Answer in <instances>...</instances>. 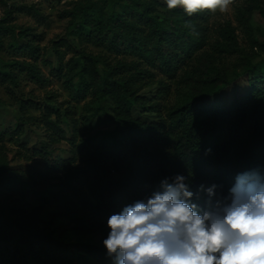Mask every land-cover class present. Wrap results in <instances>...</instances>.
Instances as JSON below:
<instances>
[{"label":"trees","instance_id":"trees-1","mask_svg":"<svg viewBox=\"0 0 264 264\" xmlns=\"http://www.w3.org/2000/svg\"><path fill=\"white\" fill-rule=\"evenodd\" d=\"M110 1L113 2L110 11L87 0L70 12L76 20L78 34L109 52L129 54L138 60H118L114 65L107 64L108 68L102 72L98 58L82 51L80 69L75 72L72 68L67 82L74 97L84 98L92 92L111 100L114 116L104 111L102 114L114 123L112 140H83L80 147L88 162L87 170L73 175L69 183L58 177L52 189L39 192L42 201L55 206L45 212L26 201L22 178H28L33 185L39 179L54 177L53 174L13 166L2 154V144L0 264H114L103 245L110 231L108 218L136 200H146L159 189L161 180L177 174L189 177V190L199 196L193 202L203 208L208 197L200 190L201 185L205 189L218 185V192L227 196L238 174L256 170L264 175V59L254 63L245 55L242 70L232 78L214 66L203 64L199 71L207 75L194 78L196 84L187 97L168 110L158 123L141 121L133 115V109L140 103L137 83L148 70L139 67L138 62L144 61L175 77L203 47L205 22L211 13L189 16L182 8L169 10L165 0ZM255 7L264 13V8L257 4ZM251 10L252 7L238 10L244 24L249 23ZM6 21L0 20V47L4 45L3 34H9L13 39L10 47H26L31 55L36 54L38 46L28 38L29 29H19ZM186 22L196 25L198 36L190 33ZM222 35L227 42L217 44L220 50L237 51V37L230 24L222 30ZM17 63L20 70L26 69L42 79L35 64ZM76 76L78 82L74 84ZM242 77L246 83L244 90L231 101H223V94ZM17 78L13 71H5L0 65V82L9 80L17 84ZM24 107L21 103V110ZM51 124L57 128L55 123ZM49 159L52 168L66 167L67 161L60 156ZM130 162L129 179L120 182L118 187L104 183L112 167L122 168ZM57 217L70 219L79 233H99L100 243L58 239L51 228Z\"/></svg>","mask_w":264,"mask_h":264},{"label":"rangeland","instance_id":"rangeland-1","mask_svg":"<svg viewBox=\"0 0 264 264\" xmlns=\"http://www.w3.org/2000/svg\"><path fill=\"white\" fill-rule=\"evenodd\" d=\"M93 1L105 6L107 11L111 10L113 4L110 0L106 3L103 0ZM86 2L87 0H0V20H7L6 23L19 29H29L28 38L38 46L36 54L31 55L26 47H10L9 43L13 39L9 34H3L0 65L5 71H13L18 78L17 84L9 80L0 82V147L3 144L2 154L8 157L13 166L33 172L51 171L53 174L54 177L50 176L45 181L39 179L33 185L28 178H22L21 187L26 201L33 207L41 208L42 212L51 211L55 206L52 202L42 201L38 196L39 192L52 189L58 177L69 183L73 175L87 170L88 162L80 147L83 140H112L114 123L102 114L104 111L114 116L115 108L111 100L92 92H88L84 98L74 97L67 82L72 68L75 72L80 69L83 62L81 52L96 56L102 72L108 68L107 64L114 65L118 60H138L136 56L129 54L109 52L79 36L76 20L70 12ZM255 4L264 8V0H237L229 6L227 13H211L205 22L206 39L203 47L196 51L195 57L179 69L173 78L157 67L139 61V67L148 71L137 83L136 94L140 103L134 107L133 115L147 123H158L168 110L191 93L199 74L206 77L207 73L199 71L203 64L214 66L232 78L237 71L242 70L245 55L254 63L263 60L264 13ZM249 7H252L249 23L244 24L238 16V10ZM227 24L234 28L238 41V50L230 53L221 51L217 45L227 42L222 35ZM17 62L35 64L42 79H37L26 69L20 70ZM73 82H78V76ZM245 84L244 77L236 81L223 94V101H231L235 94L244 90ZM21 103L25 106L22 110ZM154 104L157 107H152ZM50 121L62 130L55 128ZM89 150H92L91 147ZM169 152L173 154L171 150ZM24 156L31 159L25 157L26 161ZM55 156L67 161L65 168L56 169L49 165V158ZM133 157L134 153L131 151V162ZM131 162L122 168L112 167L105 176L104 183L118 187L120 182L129 179ZM51 228L54 229L55 237L64 242L81 240L100 243L99 233H79L67 218L57 217Z\"/></svg>","mask_w":264,"mask_h":264},{"label":"clouds","instance_id":"clouds-1","mask_svg":"<svg viewBox=\"0 0 264 264\" xmlns=\"http://www.w3.org/2000/svg\"><path fill=\"white\" fill-rule=\"evenodd\" d=\"M169 10L227 13L233 0H165ZM185 27L198 36L196 25ZM208 152L211 149L207 150ZM189 177L160 181L146 200H136L108 218L103 241L114 264H264V175L252 170L236 177L227 196L207 189L206 206L193 202Z\"/></svg>","mask_w":264,"mask_h":264}]
</instances>
